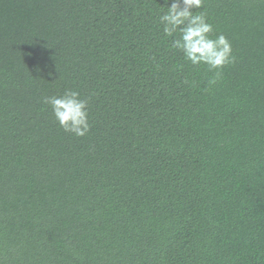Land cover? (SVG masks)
I'll return each instance as SVG.
<instances>
[{"label": "trees", "instance_id": "16d2710c", "mask_svg": "<svg viewBox=\"0 0 264 264\" xmlns=\"http://www.w3.org/2000/svg\"><path fill=\"white\" fill-rule=\"evenodd\" d=\"M163 3L0 0V264H264V0L194 10L232 47L211 88Z\"/></svg>", "mask_w": 264, "mask_h": 264}, {"label": "clouds", "instance_id": "9594fccd", "mask_svg": "<svg viewBox=\"0 0 264 264\" xmlns=\"http://www.w3.org/2000/svg\"><path fill=\"white\" fill-rule=\"evenodd\" d=\"M204 0H164L161 5L166 9L160 15V23L164 36L178 38L172 40L171 47L180 50L184 59L193 66L205 65L213 78L208 80L211 88L217 83L220 69L234 59L230 41L221 33L215 38L212 24L207 22L203 12L194 14L201 9ZM43 103L51 106L52 113L59 126L77 137L85 136L90 131L87 99H81L76 90L66 89L62 95L44 97Z\"/></svg>", "mask_w": 264, "mask_h": 264}]
</instances>
